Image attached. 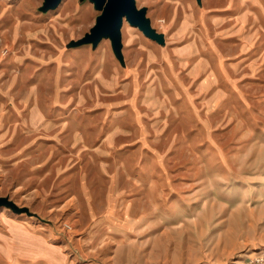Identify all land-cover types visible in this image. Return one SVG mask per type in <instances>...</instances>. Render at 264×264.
<instances>
[{"label":"rangeland","instance_id":"rangeland-1","mask_svg":"<svg viewBox=\"0 0 264 264\" xmlns=\"http://www.w3.org/2000/svg\"><path fill=\"white\" fill-rule=\"evenodd\" d=\"M108 1L0 0V264H259L264 0Z\"/></svg>","mask_w":264,"mask_h":264},{"label":"water","instance_id":"water-1","mask_svg":"<svg viewBox=\"0 0 264 264\" xmlns=\"http://www.w3.org/2000/svg\"><path fill=\"white\" fill-rule=\"evenodd\" d=\"M56 1V0H52ZM127 15L128 19L138 23V26L144 31L147 30L146 22L142 21L140 13H136L131 7V0H109L104 11V17L100 20L99 26L96 28V33H101L103 30L111 29L112 35H118L117 29L119 18L121 15ZM142 24V26H141Z\"/></svg>","mask_w":264,"mask_h":264},{"label":"built area","instance_id":"built-area-1","mask_svg":"<svg viewBox=\"0 0 264 264\" xmlns=\"http://www.w3.org/2000/svg\"><path fill=\"white\" fill-rule=\"evenodd\" d=\"M259 257H260V261H262L259 264H264V253L260 254Z\"/></svg>","mask_w":264,"mask_h":264},{"label":"bare ground","instance_id":"bare-ground-1","mask_svg":"<svg viewBox=\"0 0 264 264\" xmlns=\"http://www.w3.org/2000/svg\"><path fill=\"white\" fill-rule=\"evenodd\" d=\"M258 253L262 254V253H264V251H259Z\"/></svg>","mask_w":264,"mask_h":264}]
</instances>
